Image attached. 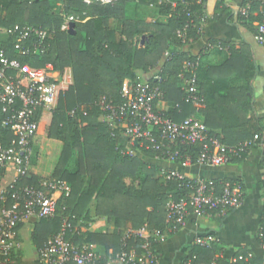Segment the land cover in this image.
<instances>
[{
	"label": "trees",
	"instance_id": "1",
	"mask_svg": "<svg viewBox=\"0 0 264 264\" xmlns=\"http://www.w3.org/2000/svg\"><path fill=\"white\" fill-rule=\"evenodd\" d=\"M159 1L118 0L111 5H86L83 0H0V36L15 25H30L47 32L44 53L18 59L33 69L51 63L60 72V79L55 84L53 110L40 122L33 138L36 148L33 147L31 178L26 181L36 184L42 180H60L70 188L69 195L58 200L56 216L37 221L39 230H45V242L59 233L62 219L69 216L73 218L70 219L71 225L77 229L76 232H68L69 240L75 244L101 246L106 256L114 255L119 251L123 231H136L144 224L149 229H162L166 225L167 202L177 201L188 193L176 179L167 178L170 172L148 164L136 155L127 154L126 149L115 141L108 126L98 121L100 99L105 97L119 104L123 82L127 78L135 80V69L146 71L157 64L169 45L186 43L201 36L198 29L204 9L203 4L198 5L194 0H183V4L175 8L165 22L150 23L126 18L128 4L156 6ZM53 2L61 3L57 16L52 11ZM161 8L160 12L166 10L163 5ZM226 11L223 3L218 2L216 13L222 15ZM259 12L260 4L253 1L248 16L238 12L230 20L240 31L252 32L253 24L261 20ZM66 16L79 20L73 23L75 33L60 31ZM111 20L118 24V39L115 31L109 30ZM186 26L183 38L178 37L177 32ZM137 36L148 41L144 47H139V41H134ZM3 41L6 42V38ZM6 45L11 48L10 40ZM10 57H14V53L11 52ZM189 59L192 57L184 53L170 55L159 73L160 81H148L159 85L164 92V100L176 102L174 113L165 114L180 122L201 113L206 128L221 130V137L210 131L208 134L227 146L259 133L260 129L245 118L251 109L246 93L251 91L250 81L255 74L248 48L231 49L230 59L221 66L234 68L239 64L238 77L245 87L231 89L228 86L230 76L221 75L223 68L207 72L203 83L198 76V92L206 100L205 108L199 112L184 101V92L178 88V84L183 83L178 75L183 62ZM73 109L76 113L70 116ZM214 120L220 123L214 124ZM45 142L59 144L53 167L45 166L44 162L40 164L44 155L45 162L52 160L55 149L52 144V155L48 156L43 147ZM133 147L138 149L137 145ZM172 148L178 152L173 163L180 164L186 159L191 164L196 163L200 151L198 144ZM139 151L168 160L162 151ZM45 167L50 172L43 173ZM93 218H105L106 223L113 224L112 231H88L86 227ZM260 228H264V214ZM151 243L156 245L154 240ZM129 246L141 251L138 238H131ZM191 256L196 257L193 264H229V261L216 257L212 248L194 246L187 257ZM252 262L256 264L259 261L253 258Z\"/></svg>",
	"mask_w": 264,
	"mask_h": 264
},
{
	"label": "built area",
	"instance_id": "2",
	"mask_svg": "<svg viewBox=\"0 0 264 264\" xmlns=\"http://www.w3.org/2000/svg\"><path fill=\"white\" fill-rule=\"evenodd\" d=\"M201 5L203 0H194ZM260 4L259 22L253 24L255 42L264 46V0H250L240 13L248 16L251 3ZM118 0H83L86 5L94 3L111 5ZM200 29L206 17H200ZM79 22L73 16L64 17L60 31L66 32L71 23ZM186 28L177 32L183 38ZM10 40L11 48L6 42ZM47 32L30 25H15L0 36V264H7L13 251L18 248L15 238L17 227L31 220H50L56 216L57 202L70 193L69 186L60 180H42L28 184L34 154L33 138L38 126L53 110L55 84L59 81L58 72L51 63L33 69L22 63L18 57L42 54L46 50ZM14 57H10V53ZM199 58L183 62L178 77L183 82L184 101L196 112L205 106V99L198 92ZM156 80L160 81V77ZM121 102L114 104L111 99L102 97L99 108L111 124L120 125L131 147L145 152H164L169 161L178 156L172 147L200 146L196 164L218 167L229 164L235 158L249 153L259 141L258 134L235 145L222 144L210 136L206 126L199 120L188 117L175 122L156 108L164 99L159 85L136 81L124 85L120 91ZM76 109L69 112L70 116ZM3 132H2V131ZM133 155V152L126 150ZM183 162H190L188 159ZM264 166V152L262 156ZM188 193L177 201L170 200L165 206V224L171 233L185 226L190 213L206 215L217 213L224 216L237 209L243 202L241 186L235 182L205 179H189L181 174L171 173ZM72 217L62 219L59 233L47 239L38 250L41 264H157L159 255L154 251L151 240L163 239L160 229H149L146 224L138 230L126 229L120 239V248L114 255L106 256L97 252L91 243L75 244L67 238L68 232H76L71 225ZM141 241V251L129 246L131 238ZM260 246L264 249V228L258 232ZM216 240L212 235H198L193 244L196 247L211 249ZM250 253L238 254L229 259V264H254ZM195 256L187 257L184 264H193ZM209 264H215L211 262ZM256 264H264V258Z\"/></svg>",
	"mask_w": 264,
	"mask_h": 264
},
{
	"label": "crops",
	"instance_id": "3",
	"mask_svg": "<svg viewBox=\"0 0 264 264\" xmlns=\"http://www.w3.org/2000/svg\"><path fill=\"white\" fill-rule=\"evenodd\" d=\"M245 1L203 0V12L206 22L202 26L201 36L196 40L190 39L186 43L169 45L154 67H149L146 71L135 69L133 71L135 80L132 81L127 78L124 80L123 86L130 85L137 80L148 82L154 79L156 81L165 62L174 53H184L192 57V59L199 58L198 76L203 83L206 80L207 72L211 71L212 73L216 69L221 70L223 68L221 66L225 65L231 57V49L239 50L247 47L255 74L250 81L251 91L246 93L250 100L251 109L245 118L260 129V132L257 133L260 139L249 153L241 158L233 159L227 165L218 167L202 166L196 163L191 164L190 162L176 164L166 159L143 154L139 149L131 147L120 125L111 124L107 116L102 112L98 116V121L108 126L113 138L119 145L126 150H131L133 155L138 156L148 164L160 167L170 173L181 174L193 180L228 181L238 183L241 186L243 192L241 206L226 215L220 216L217 213L197 215L190 213L185 226L176 233H171L166 225L160 229L163 239L157 241L154 246V251L159 255L157 264H183L189 251L194 247L193 241L198 235H212L215 238L216 242L212 249L216 257L221 259L229 261L230 258L238 253H250L258 261L264 258V249L260 246L257 237L264 214V166L262 162L264 152V46H260L255 42L254 30L252 32L247 30L240 31L230 20L231 16L240 12ZM218 2H222L227 10L222 15L216 13ZM181 4H183V0H161L156 6L130 3L125 8L126 18L150 23L156 21L165 22L170 18L174 9ZM162 5L166 10L160 12L163 9L161 8ZM109 30L115 31L116 39H118V24L116 21L111 20L109 22ZM72 33H75L74 30ZM134 41H139V47H144L148 42L143 36L135 37ZM228 68H223L224 70L222 69L223 71L221 72V75L230 76H228V86L231 89L245 87V83L238 77L239 64H236L234 68ZM57 77L59 80L60 72H58ZM167 78L168 75L165 79ZM178 88L182 91L183 83L178 84ZM176 106L175 101H166L164 99L156 104L158 111L170 115L174 113ZM189 117L195 118L205 125L201 113H195ZM212 122L214 124L220 123L218 120ZM207 129L221 137L219 128ZM37 226V221L31 220L17 227L15 238L18 242V248L13 251L7 264H41L38 258V250L45 243V230H39L40 227ZM86 229L92 232H105L106 229L112 231L113 224L106 223L105 218H93ZM36 231H38V234ZM96 250L101 255L105 254L101 246H96Z\"/></svg>",
	"mask_w": 264,
	"mask_h": 264
},
{
	"label": "rangeland",
	"instance_id": "4",
	"mask_svg": "<svg viewBox=\"0 0 264 264\" xmlns=\"http://www.w3.org/2000/svg\"><path fill=\"white\" fill-rule=\"evenodd\" d=\"M29 1H33V0H29ZM52 1V0H51ZM53 5V13L57 16V15H59V13H60V11H61V3L60 2H57V3H55V2H53L52 3ZM53 145H54V147H55V149H54V153H53V157H52V160L51 159H49V160H47L46 162L44 161V158H45V155L44 156H42V158H43V160L40 158V164H42V162H44V165L45 166H51L52 165V167H53V165L55 164L54 162V160H55V158L57 157V155H58V152H59V144L58 143H52ZM52 144L50 145V144H48V143H46L45 142V145H43V147H44V150L45 151H48V153H49V155L48 156H50V155H52L51 154V147H52ZM49 145V146H48ZM34 146H35V148H36V145L34 144ZM47 162H49V163H47ZM52 169V168H51ZM48 170H49V168H47L46 169V167H45V169L43 170V173H47L48 172ZM49 172H50V170H49ZM111 229V228H110ZM109 231H111V230H109Z\"/></svg>",
	"mask_w": 264,
	"mask_h": 264
},
{
	"label": "water",
	"instance_id": "5",
	"mask_svg": "<svg viewBox=\"0 0 264 264\" xmlns=\"http://www.w3.org/2000/svg\"><path fill=\"white\" fill-rule=\"evenodd\" d=\"M74 30V24L73 23H71L70 24V29H69V33H72V31ZM144 38V37H143Z\"/></svg>",
	"mask_w": 264,
	"mask_h": 264
}]
</instances>
